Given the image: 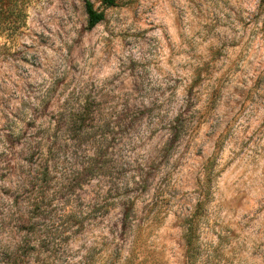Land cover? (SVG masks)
<instances>
[{
    "label": "rangeland",
    "instance_id": "obj_1",
    "mask_svg": "<svg viewBox=\"0 0 264 264\" xmlns=\"http://www.w3.org/2000/svg\"><path fill=\"white\" fill-rule=\"evenodd\" d=\"M23 11L0 264H264V3L116 0L90 30L85 0Z\"/></svg>",
    "mask_w": 264,
    "mask_h": 264
},
{
    "label": "trees",
    "instance_id": "obj_2",
    "mask_svg": "<svg viewBox=\"0 0 264 264\" xmlns=\"http://www.w3.org/2000/svg\"><path fill=\"white\" fill-rule=\"evenodd\" d=\"M29 0H0V30H14L18 27L16 21L24 12V5ZM102 9L94 7L90 0H85V11L87 14L86 29H92L96 24L104 19V9L116 5V0H100ZM264 3V0H260ZM13 17V18H12ZM194 229L191 224L188 225L185 233V242L188 245V251L191 248Z\"/></svg>",
    "mask_w": 264,
    "mask_h": 264
}]
</instances>
